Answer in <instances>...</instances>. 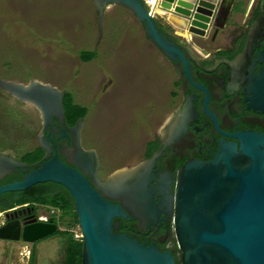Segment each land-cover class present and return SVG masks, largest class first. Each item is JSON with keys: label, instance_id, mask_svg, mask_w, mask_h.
<instances>
[{"label": "water", "instance_id": "water-1", "mask_svg": "<svg viewBox=\"0 0 264 264\" xmlns=\"http://www.w3.org/2000/svg\"><path fill=\"white\" fill-rule=\"evenodd\" d=\"M91 1L100 31L107 7L121 6L141 23L145 38L168 60L180 62L187 74L185 52L189 54L190 49L177 46L161 32L156 20L160 15L149 10L143 0ZM158 1L167 10L164 16L168 22L186 30L190 35L188 42L193 46L191 39L204 37L214 25L216 3L220 1L221 7L226 9L231 0ZM0 90L38 112L42 128L37 143L45 152L40 165L26 173L21 181L0 187V195L24 191L47 182L62 186L74 203L80 232L76 239L82 242L81 264H175L169 253H160L153 246L139 245L128 236L112 231L113 219L126 218V214L111 201L132 197L133 185L128 181L139 173L143 175L135 187L146 191L152 180L150 169L159 153L133 168L118 169L100 181L96 173L98 161L95 151L81 148L83 119L59 136L72 135L75 167L65 165L57 155L49 158L50 146L45 131L53 119L65 124L64 93L61 90L34 79L25 84L0 79ZM169 124L164 147L184 134L183 110H178L175 118H166L163 126ZM236 137L240 141L238 149L234 144H221L220 153L212 162L190 161L178 172L174 225L181 252L179 264H264V141L254 134ZM24 167V164L0 155V177ZM85 174L91 176L95 187L90 185ZM145 200L150 202V195ZM56 230L55 225L42 224L35 231V237L28 239L24 229L22 240L35 242ZM0 238H3L1 234Z\"/></svg>", "mask_w": 264, "mask_h": 264}, {"label": "rangeland", "instance_id": "rangeland-1", "mask_svg": "<svg viewBox=\"0 0 264 264\" xmlns=\"http://www.w3.org/2000/svg\"><path fill=\"white\" fill-rule=\"evenodd\" d=\"M156 20L168 34L186 32L165 16ZM82 51L96 56L83 62ZM0 79L47 83L85 107L81 144L96 150L106 172L140 159L177 92L170 66L134 16L110 5L100 31L91 0H0ZM40 123L32 106L0 90L1 147L16 157L35 148ZM68 221H58V230ZM69 231L80 236L78 225ZM64 242L59 235L38 245V264H62ZM14 249L12 264H28L21 245Z\"/></svg>", "mask_w": 264, "mask_h": 264}, {"label": "flooded vegetation", "instance_id": "flooded-vegetation-1", "mask_svg": "<svg viewBox=\"0 0 264 264\" xmlns=\"http://www.w3.org/2000/svg\"><path fill=\"white\" fill-rule=\"evenodd\" d=\"M220 3L215 5L214 25L204 37L191 39L193 46L187 38L180 40L179 36L168 34L157 21L167 38L179 47L190 49L189 54L185 52L187 74L180 62L168 60L159 51L175 76L173 85L177 89L172 109L166 118H175L177 111L183 110L186 129L176 141L164 147L170 124L163 126V122L153 139L144 145L140 159L132 165L119 168H133L159 153L150 169V185L146 191L135 187L143 175L139 173L128 181L129 185H133L132 197L111 201L126 214V218L113 219V233L128 236L145 247L153 246L160 253H169L175 264L180 262L181 257L174 225L180 168L190 161L212 162L219 155L221 144H234L238 149L240 141L236 136L242 134H254L264 141V0H231L226 9ZM41 128L40 123L35 134V148H39L37 136ZM68 128L66 123H58L53 119L45 136L50 146L49 158L57 155L59 161L74 168L72 135L59 138L67 133ZM35 148L16 157L0 146V155L25 165L1 176L0 187L21 181L26 173L44 161L45 152L40 148L42 155L39 160L32 163L23 160ZM81 148L95 151L98 180L104 181L118 170L106 172L96 150L84 148L82 144ZM84 176L95 187L91 176ZM148 195L151 197L150 202L145 200ZM142 197L144 200H138ZM11 200L8 193L0 195V234L3 236L0 238V264H12L17 245L23 248L18 255L26 254L28 264L33 257L32 264H38L37 246L59 236L60 230L53 218L56 219L60 211L29 203L8 207ZM42 224L55 225L57 230L35 242L22 240L24 229L26 238L31 239ZM15 236L16 239H13Z\"/></svg>", "mask_w": 264, "mask_h": 264}, {"label": "trees", "instance_id": "trees-1", "mask_svg": "<svg viewBox=\"0 0 264 264\" xmlns=\"http://www.w3.org/2000/svg\"><path fill=\"white\" fill-rule=\"evenodd\" d=\"M95 52L82 51L79 55L81 61L86 62L94 59ZM62 107L64 111V119L67 126H73L78 120L83 119L86 115V108L75 104L69 93H64L62 99ZM150 143L149 145H152ZM42 151L35 148L32 153L26 155L23 160L32 163L40 159ZM12 200L8 207L20 204H33L41 206H49L60 211L58 218H53V222H63L64 217H68V225L65 231L58 232V235L65 238L64 252L62 264H81L82 242L75 239L69 229L77 225V218L74 210V203L69 193L60 185L47 182L36 184L27 190L8 193ZM33 257L30 259V264ZM179 264V263H177Z\"/></svg>", "mask_w": 264, "mask_h": 264}, {"label": "bare ground", "instance_id": "bare-ground-1", "mask_svg": "<svg viewBox=\"0 0 264 264\" xmlns=\"http://www.w3.org/2000/svg\"><path fill=\"white\" fill-rule=\"evenodd\" d=\"M151 3H152V10H154V12L155 13H157V14H159V15H164L165 14V12L167 11V10H164L162 7H161V3H160V1H158V0H151ZM184 37H185V34H184ZM186 38L189 40V38H190V35L188 34V33H186Z\"/></svg>", "mask_w": 264, "mask_h": 264}, {"label": "built area", "instance_id": "built-area-1", "mask_svg": "<svg viewBox=\"0 0 264 264\" xmlns=\"http://www.w3.org/2000/svg\"><path fill=\"white\" fill-rule=\"evenodd\" d=\"M143 3L145 4V6H147V8L150 10L152 9V3L151 0H143ZM75 239L78 238L77 236L74 237Z\"/></svg>", "mask_w": 264, "mask_h": 264}, {"label": "crops", "instance_id": "crops-1", "mask_svg": "<svg viewBox=\"0 0 264 264\" xmlns=\"http://www.w3.org/2000/svg\"><path fill=\"white\" fill-rule=\"evenodd\" d=\"M164 16V15H163ZM188 33V32H187ZM175 35L186 38V36L184 37V33H178V32H174ZM186 35V32H185Z\"/></svg>", "mask_w": 264, "mask_h": 264}]
</instances>
